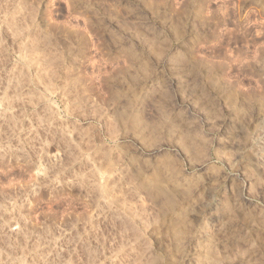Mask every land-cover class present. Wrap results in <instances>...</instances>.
<instances>
[{
  "label": "rangeland",
  "instance_id": "rangeland-1",
  "mask_svg": "<svg viewBox=\"0 0 264 264\" xmlns=\"http://www.w3.org/2000/svg\"><path fill=\"white\" fill-rule=\"evenodd\" d=\"M0 264H264V0H0Z\"/></svg>",
  "mask_w": 264,
  "mask_h": 264
}]
</instances>
